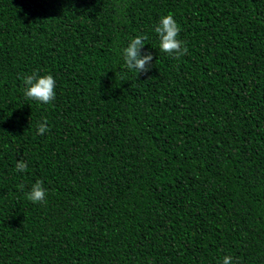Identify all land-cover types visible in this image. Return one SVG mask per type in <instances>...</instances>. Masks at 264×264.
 Returning a JSON list of instances; mask_svg holds the SVG:
<instances>
[{
	"label": "trees",
	"instance_id": "obj_1",
	"mask_svg": "<svg viewBox=\"0 0 264 264\" xmlns=\"http://www.w3.org/2000/svg\"><path fill=\"white\" fill-rule=\"evenodd\" d=\"M169 13L178 59L154 31ZM137 35L147 73L123 60ZM33 72L52 103L25 96ZM225 255L264 264V0H0V264Z\"/></svg>",
	"mask_w": 264,
	"mask_h": 264
},
{
	"label": "clouds",
	"instance_id": "obj_2",
	"mask_svg": "<svg viewBox=\"0 0 264 264\" xmlns=\"http://www.w3.org/2000/svg\"><path fill=\"white\" fill-rule=\"evenodd\" d=\"M154 31L159 35V47L162 52L172 55L177 59L187 54L188 48L186 42L178 39L181 26L175 20L172 13L162 16L155 25ZM147 39L146 35H137L123 49L122 55L127 69L134 70L137 74L147 73L152 67V52L142 53L141 51ZM23 80L26 85L24 94L28 99L43 104H50L56 98V80L52 74L49 73L41 76L33 72L30 75L24 76ZM37 131L40 135H44L49 131L46 118L38 124ZM27 168L28 165L23 158L19 159L15 165V169L18 172H24ZM46 194L47 190L43 187V181L37 180L32 185L27 197L32 202L45 203ZM222 264H232V257L225 255Z\"/></svg>",
	"mask_w": 264,
	"mask_h": 264
}]
</instances>
